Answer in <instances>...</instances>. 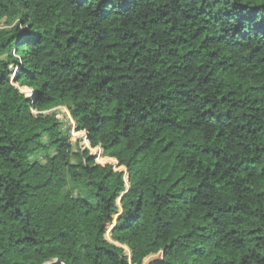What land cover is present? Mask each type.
I'll list each match as a JSON object with an SVG mask.
<instances>
[{"label":"trees","instance_id":"16d2710c","mask_svg":"<svg viewBox=\"0 0 264 264\" xmlns=\"http://www.w3.org/2000/svg\"><path fill=\"white\" fill-rule=\"evenodd\" d=\"M157 254L264 264V0H0V264Z\"/></svg>","mask_w":264,"mask_h":264},{"label":"rangeland","instance_id":"374dc122","mask_svg":"<svg viewBox=\"0 0 264 264\" xmlns=\"http://www.w3.org/2000/svg\"><path fill=\"white\" fill-rule=\"evenodd\" d=\"M16 87H19L18 85H16ZM59 118L64 121V123L66 124V126L71 125V139L72 142L79 144L80 147L82 148H87L90 149L88 141L86 139V134L85 133H78L75 131V123L73 122L71 116L69 115V112L66 108L61 107L58 109L54 110ZM96 158V162L98 164L101 165H106V164H112L114 166V169L116 171H125V169L123 168H117V163L112 162L111 160H107V158H100V155H102V151L101 150H95V151H91ZM109 233V232H108ZM107 238L110 240V234L107 235ZM127 252H129V250L126 248ZM163 255L162 254H157L154 256H151L149 258H147L144 262V264H153L155 262H158L162 259Z\"/></svg>","mask_w":264,"mask_h":264},{"label":"water","instance_id":"95a60500","mask_svg":"<svg viewBox=\"0 0 264 264\" xmlns=\"http://www.w3.org/2000/svg\"><path fill=\"white\" fill-rule=\"evenodd\" d=\"M112 229L113 228H111V230L109 231V234L111 233ZM51 264H65V263H62L61 261L57 260V261H55V262H53Z\"/></svg>","mask_w":264,"mask_h":264}]
</instances>
